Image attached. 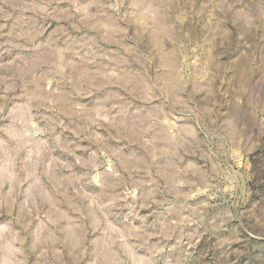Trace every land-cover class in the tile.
Instances as JSON below:
<instances>
[{"label":"rangeland","instance_id":"1","mask_svg":"<svg viewBox=\"0 0 264 264\" xmlns=\"http://www.w3.org/2000/svg\"><path fill=\"white\" fill-rule=\"evenodd\" d=\"M0 264H264V0H0Z\"/></svg>","mask_w":264,"mask_h":264}]
</instances>
